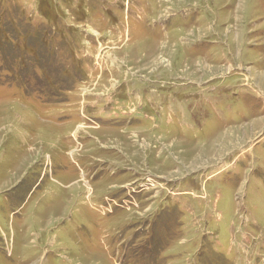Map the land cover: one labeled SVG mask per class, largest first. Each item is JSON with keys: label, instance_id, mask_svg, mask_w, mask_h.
Masks as SVG:
<instances>
[{"label": "rangeland", "instance_id": "374dc122", "mask_svg": "<svg viewBox=\"0 0 264 264\" xmlns=\"http://www.w3.org/2000/svg\"><path fill=\"white\" fill-rule=\"evenodd\" d=\"M0 264H264V0H0Z\"/></svg>", "mask_w": 264, "mask_h": 264}]
</instances>
